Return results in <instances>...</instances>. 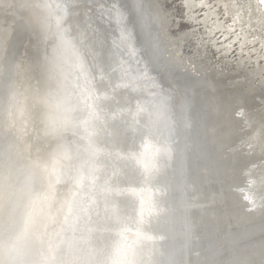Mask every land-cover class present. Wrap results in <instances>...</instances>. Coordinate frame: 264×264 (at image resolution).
<instances>
[{
    "label": "bare ground",
    "instance_id": "6f19581e",
    "mask_svg": "<svg viewBox=\"0 0 264 264\" xmlns=\"http://www.w3.org/2000/svg\"><path fill=\"white\" fill-rule=\"evenodd\" d=\"M130 1L138 46L114 33L113 1L42 0L44 42L0 26V154L27 178L16 234L46 264H264L258 0Z\"/></svg>",
    "mask_w": 264,
    "mask_h": 264
},
{
    "label": "clouds",
    "instance_id": "9594fccd",
    "mask_svg": "<svg viewBox=\"0 0 264 264\" xmlns=\"http://www.w3.org/2000/svg\"><path fill=\"white\" fill-rule=\"evenodd\" d=\"M41 4L42 0H0V26L7 19L9 25L22 21L34 25L38 31H45L47 25ZM50 50L55 56L59 42L53 40ZM26 183L22 163L10 155L0 154V264H46L34 253L29 239L16 234L13 226ZM67 264L77 262L69 258Z\"/></svg>",
    "mask_w": 264,
    "mask_h": 264
},
{
    "label": "water",
    "instance_id": "95a60500",
    "mask_svg": "<svg viewBox=\"0 0 264 264\" xmlns=\"http://www.w3.org/2000/svg\"><path fill=\"white\" fill-rule=\"evenodd\" d=\"M101 1H105V3H109L110 1H113V3L115 4V7L117 9V11L120 13V22L115 23L114 26V33L116 34V36L119 38L120 34H119V29H121L122 31L125 32V34L127 32H131V43H134L136 46H138V42H145L144 41V35L143 32L141 31V27L139 25V19L137 16V13L133 10L132 5H131V1L130 0H101ZM113 10V9H110ZM131 16V22H127L128 17ZM138 53H140V51L137 49ZM148 54V51H147ZM149 72L151 73V76H154L155 78V82L156 84L159 86L158 89L154 88L155 85L152 86V82L150 83L151 86L150 88H148L152 94H148V98H152L151 102H149V99L146 102H149V109L152 108V104L154 103L156 105V114L163 111H165L164 116L166 118H162L161 116L160 118V124H159V133L160 135L163 137V139H165L166 141H168V138H173L172 133H171V127H173L171 120H170V110L169 112L167 111V102L170 103V101H172V94L173 92L171 91V87H167V85H165V82L162 81V79L160 78V75H154L156 74V70L153 69L151 67V65L148 66ZM156 91V92H155ZM158 109V110H157ZM168 133L170 134L168 136ZM173 135H174V130H173ZM173 140V139H172ZM173 143V142H172ZM168 145L171 146V143H169ZM170 151L171 148H169ZM165 154V153H164ZM180 176V174H179ZM173 196L175 195V191H173Z\"/></svg>",
    "mask_w": 264,
    "mask_h": 264
},
{
    "label": "snow or ice",
    "instance_id": "6c2138e0",
    "mask_svg": "<svg viewBox=\"0 0 264 264\" xmlns=\"http://www.w3.org/2000/svg\"><path fill=\"white\" fill-rule=\"evenodd\" d=\"M201 6H203V5H201ZM183 7H184L185 11H187L190 8L194 7V6L193 5H189V4L186 3V4L183 5ZM246 7L250 10L251 7H252L251 3L249 2L246 5ZM225 8L227 9V5L225 6ZM258 11H259L260 15L262 17H264V0H258ZM249 15H251V12H249ZM117 19L120 20L121 18L118 16ZM239 19H240V13L238 12L237 13V17L233 21V23H235L236 20H239ZM127 22H131V16L128 17ZM172 23L175 24L176 21L173 19ZM180 27L183 28V25H181ZM131 35H132L131 32H127L126 35L123 36V39L127 42V41H129L131 39ZM192 35L194 36L195 33H192ZM210 35H211V33H210ZM189 38H190L189 36H177L176 37V41L187 40ZM237 39H239V37H237ZM253 43H255V40H253ZM243 46L244 45L241 44V48H243ZM227 47H231V45H227ZM258 52L260 53L261 56H264V37H262L260 39V48L258 49ZM252 202L255 203V201H252Z\"/></svg>",
    "mask_w": 264,
    "mask_h": 264
},
{
    "label": "rangeland",
    "instance_id": "374dc122",
    "mask_svg": "<svg viewBox=\"0 0 264 264\" xmlns=\"http://www.w3.org/2000/svg\"><path fill=\"white\" fill-rule=\"evenodd\" d=\"M58 2V1H57ZM184 4H185V2L184 1H182ZM25 24V23H24ZM26 25V24H25ZM34 26V25H33ZM23 29H24V26L22 25L21 26ZM38 33L41 35V37H42V39H41V41L42 42H44V31L43 32H41V31H38ZM13 42V44H14V41H12Z\"/></svg>",
    "mask_w": 264,
    "mask_h": 264
}]
</instances>
